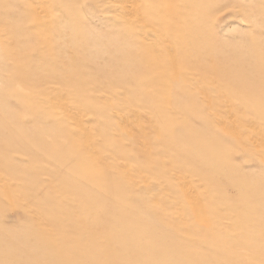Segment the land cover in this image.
Returning <instances> with one entry per match:
<instances>
[{
	"label": "rangeland",
	"instance_id": "1",
	"mask_svg": "<svg viewBox=\"0 0 264 264\" xmlns=\"http://www.w3.org/2000/svg\"><path fill=\"white\" fill-rule=\"evenodd\" d=\"M0 264H264V0H0Z\"/></svg>",
	"mask_w": 264,
	"mask_h": 264
},
{
	"label": "bare ground",
	"instance_id": "2",
	"mask_svg": "<svg viewBox=\"0 0 264 264\" xmlns=\"http://www.w3.org/2000/svg\"><path fill=\"white\" fill-rule=\"evenodd\" d=\"M126 1V0H125ZM128 2V1H127ZM135 9V8H134Z\"/></svg>",
	"mask_w": 264,
	"mask_h": 264
}]
</instances>
